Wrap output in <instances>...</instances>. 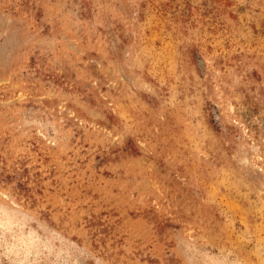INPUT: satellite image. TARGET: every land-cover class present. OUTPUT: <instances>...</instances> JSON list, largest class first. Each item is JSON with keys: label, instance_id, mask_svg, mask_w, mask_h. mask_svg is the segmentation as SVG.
I'll return each mask as SVG.
<instances>
[{"label": "rangeland", "instance_id": "1", "mask_svg": "<svg viewBox=\"0 0 264 264\" xmlns=\"http://www.w3.org/2000/svg\"><path fill=\"white\" fill-rule=\"evenodd\" d=\"M0 264H264V0H0Z\"/></svg>", "mask_w": 264, "mask_h": 264}]
</instances>
